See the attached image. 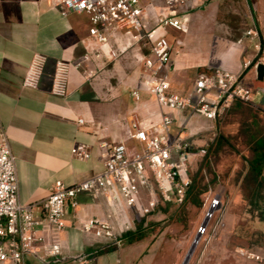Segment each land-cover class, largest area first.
I'll use <instances>...</instances> for the list:
<instances>
[{
	"label": "crops",
	"instance_id": "1",
	"mask_svg": "<svg viewBox=\"0 0 264 264\" xmlns=\"http://www.w3.org/2000/svg\"><path fill=\"white\" fill-rule=\"evenodd\" d=\"M228 1L192 0L185 5L190 9L205 5L211 10L212 55L197 64L175 62L173 56L169 76L174 68L184 69L193 83L191 72L199 66H206L203 70L207 71L225 68L241 72L242 80L258 93L255 96L253 91L251 103L264 107V76L256 77L255 64L242 69L243 60L255 53L253 41L244 33L245 29L227 47V41L217 36V30L221 29L217 17ZM231 1H237L242 8L245 28L259 29L264 46V0ZM186 20V28L181 31L188 29ZM88 26L86 13L63 14L56 0H0V127L6 130L15 157L19 199L33 203L35 216L41 218L37 233L43 236L26 252L25 264H113L112 249H108L112 239L86 229L84 222L92 218L108 219L117 230L126 220L129 222L128 207L122 209L103 195L93 197L81 192L76 207L66 206L65 225L57 228L45 218L43 200L55 179L72 183L101 170L102 140L123 139L135 145L136 140L130 135L132 120L136 118L141 123V117L160 114L156 101L152 103L148 98L140 101L141 93L139 99L131 93L137 84L147 86L149 73L146 69L142 71L149 52L146 42L132 36L130 46L119 53L115 50L113 56L110 52L113 48L90 34ZM112 36L121 45L125 43L122 34ZM35 53L44 56L41 75L37 86H25L23 76ZM57 58L70 63L64 95L50 90ZM125 89L135 102L133 106L128 103ZM183 134L190 131L184 127ZM76 143H84L89 156L73 155L71 148ZM129 248L123 264L132 260V247ZM0 264L12 262L0 260Z\"/></svg>",
	"mask_w": 264,
	"mask_h": 264
},
{
	"label": "built area",
	"instance_id": "2",
	"mask_svg": "<svg viewBox=\"0 0 264 264\" xmlns=\"http://www.w3.org/2000/svg\"><path fill=\"white\" fill-rule=\"evenodd\" d=\"M191 1L164 0L168 11L157 13L154 24L147 26L146 9L139 0H56L63 14L69 11L86 13L88 31L99 41L105 40L103 28L114 25L132 31L134 39L146 42L149 52L143 64L149 73L147 87L159 106L160 120L144 128L138 119H133L130 135L136 140L135 145H129L123 139L102 140L99 144L103 147V166L98 172L72 183L55 179L43 200L44 216L50 224L62 228L65 225L66 206L76 207L78 194L85 191L93 197L103 195L112 201L121 196L126 204L137 210V194L141 186L149 184L150 179L163 199L181 202L191 183L187 172V154L191 143L183 134L184 126L172 134L174 117L170 111H198L214 120L237 101L252 102L253 90L244 84L242 73L225 68L199 71L189 94L170 88L172 47L166 36V28L185 30L186 17L177 15L175 9L179 4L188 5ZM244 33L253 41L255 53L243 60V70L257 61L264 62V46L259 29L249 26ZM110 52L116 55L115 50ZM43 61V55H33L23 76V85L37 86ZM69 68V61L56 59L50 89L52 93H66ZM131 93L135 99H139L138 87L133 88ZM71 152L78 157L89 156L84 143L74 144ZM212 203H217V199L213 198ZM40 223L41 218L34 214L33 203H24L19 199L15 157L6 130L0 127V260L25 264L26 252L34 246L35 241L43 238L37 233ZM84 227L98 236H105L117 243L120 241L108 219L92 218L84 222ZM236 253L264 264V251L239 245Z\"/></svg>",
	"mask_w": 264,
	"mask_h": 264
},
{
	"label": "rangeland",
	"instance_id": "3",
	"mask_svg": "<svg viewBox=\"0 0 264 264\" xmlns=\"http://www.w3.org/2000/svg\"><path fill=\"white\" fill-rule=\"evenodd\" d=\"M139 1L146 9L147 26L154 24L157 13L168 11L164 0ZM225 7L219 12L216 23L221 28L217 30V36L227 41V47L242 33L246 22L237 1L229 0ZM175 13L187 18L188 29L166 28V36L172 46L170 59L173 60L174 56L175 62L186 64L209 60L214 35L211 10L205 5L190 9L179 4ZM103 31L104 42L118 53L133 41L132 31L124 28L111 25ZM114 33L122 34L125 43L121 45L110 38ZM203 69L206 66L194 69L191 72L192 80ZM143 70L145 68L142 67ZM169 78L172 90L190 93L192 82L184 69L174 68ZM243 82L255 92V96L258 95L251 84ZM136 86L141 93L140 101L145 98L152 103L156 101L146 85L141 83ZM124 94L129 105L133 106L135 102L127 89ZM170 113L174 117L171 127L173 135L182 126L190 131L186 135L191 143L187 154V172L192 190L189 193L187 190L181 202L168 201L163 199L150 179L149 184L141 186L137 194V210L118 196L115 203L122 209L129 208V222L126 220L122 228L114 230L115 234L119 238L129 225L135 227L140 223L138 234L142 236L134 240L132 246L123 237L119 243L111 240L114 246L110 252L113 264H123L124 254L130 251L129 247L133 252L130 264H181L198 233L199 238L186 264H258L239 256L236 247L243 245L264 249V182L256 186L249 164L255 138L264 136V107L237 101L214 120L198 111L171 110ZM159 120L160 114L141 117V126L148 128ZM196 194L200 204L191 201ZM213 198L217 199V203L211 206ZM210 206V213L207 214ZM204 219H207L205 224Z\"/></svg>",
	"mask_w": 264,
	"mask_h": 264
},
{
	"label": "trees",
	"instance_id": "4",
	"mask_svg": "<svg viewBox=\"0 0 264 264\" xmlns=\"http://www.w3.org/2000/svg\"><path fill=\"white\" fill-rule=\"evenodd\" d=\"M253 156L249 160V164L251 167V170L254 173L255 176V181H256V186H261L262 183L264 182V177L262 175V171L264 168V136H257L254 140L253 144ZM192 190V185L188 187V193ZM191 201L200 204L201 201L198 197V194H196L194 197L191 198ZM141 224L138 223L135 225L133 228H126L124 229L120 236L124 237L128 242H132L134 240H137L141 238L142 234H138L139 228ZM111 245L108 247V249H113L114 246Z\"/></svg>",
	"mask_w": 264,
	"mask_h": 264
},
{
	"label": "water",
	"instance_id": "5",
	"mask_svg": "<svg viewBox=\"0 0 264 264\" xmlns=\"http://www.w3.org/2000/svg\"><path fill=\"white\" fill-rule=\"evenodd\" d=\"M255 71H256V77L258 79H262L263 76H264V62L263 61H257L255 63ZM213 205H214V203L211 204V206H213ZM211 206H210L209 210L207 211V214L210 213ZM206 221H207V219H204L203 223L205 224ZM198 238H199V233L197 235H195V237H194V239L192 241V244L189 247V249H188V251H187V253H186V255H185V257H184V259H183L181 264H186L187 263V261L189 259V256L192 253Z\"/></svg>",
	"mask_w": 264,
	"mask_h": 264
}]
</instances>
